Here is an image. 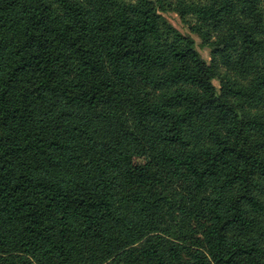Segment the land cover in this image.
I'll return each mask as SVG.
<instances>
[{"label":"trees","instance_id":"1","mask_svg":"<svg viewBox=\"0 0 264 264\" xmlns=\"http://www.w3.org/2000/svg\"><path fill=\"white\" fill-rule=\"evenodd\" d=\"M0 264H264V0H0Z\"/></svg>","mask_w":264,"mask_h":264},{"label":"rangeland","instance_id":"2","mask_svg":"<svg viewBox=\"0 0 264 264\" xmlns=\"http://www.w3.org/2000/svg\"><path fill=\"white\" fill-rule=\"evenodd\" d=\"M161 14L180 33L191 36L193 38L194 42H195V47H196L197 51L199 52V54L201 55V57L205 61H208L209 57H208L207 49L206 48H201L199 46L198 37L195 34L189 32L185 22L182 21V19L179 18V16L177 14H175L174 12L168 11V12H162ZM213 84L217 85V82L213 81Z\"/></svg>","mask_w":264,"mask_h":264}]
</instances>
